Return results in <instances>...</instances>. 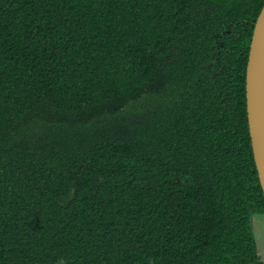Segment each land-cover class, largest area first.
Returning <instances> with one entry per match:
<instances>
[{
  "label": "trees",
  "instance_id": "obj_1",
  "mask_svg": "<svg viewBox=\"0 0 264 264\" xmlns=\"http://www.w3.org/2000/svg\"><path fill=\"white\" fill-rule=\"evenodd\" d=\"M263 6L0 0V264H264Z\"/></svg>",
  "mask_w": 264,
  "mask_h": 264
},
{
  "label": "water",
  "instance_id": "obj_2",
  "mask_svg": "<svg viewBox=\"0 0 264 264\" xmlns=\"http://www.w3.org/2000/svg\"><path fill=\"white\" fill-rule=\"evenodd\" d=\"M247 108L255 162L264 191V6L251 42L247 67Z\"/></svg>",
  "mask_w": 264,
  "mask_h": 264
},
{
  "label": "rangeland",
  "instance_id": "obj_3",
  "mask_svg": "<svg viewBox=\"0 0 264 264\" xmlns=\"http://www.w3.org/2000/svg\"><path fill=\"white\" fill-rule=\"evenodd\" d=\"M252 228L258 243L260 255L264 261V213H256L253 215Z\"/></svg>",
  "mask_w": 264,
  "mask_h": 264
}]
</instances>
